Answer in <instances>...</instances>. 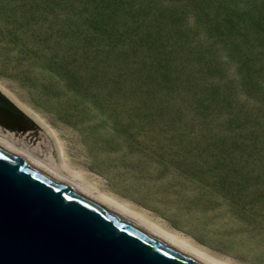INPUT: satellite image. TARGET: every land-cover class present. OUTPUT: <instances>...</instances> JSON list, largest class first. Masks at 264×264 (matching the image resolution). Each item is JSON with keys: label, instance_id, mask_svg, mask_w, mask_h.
<instances>
[{"label": "rangeland", "instance_id": "374dc122", "mask_svg": "<svg viewBox=\"0 0 264 264\" xmlns=\"http://www.w3.org/2000/svg\"><path fill=\"white\" fill-rule=\"evenodd\" d=\"M0 87L37 157L264 264V0H0Z\"/></svg>", "mask_w": 264, "mask_h": 264}, {"label": "water", "instance_id": "95a60500", "mask_svg": "<svg viewBox=\"0 0 264 264\" xmlns=\"http://www.w3.org/2000/svg\"><path fill=\"white\" fill-rule=\"evenodd\" d=\"M10 103L0 124L36 135ZM0 264L202 263L0 147Z\"/></svg>", "mask_w": 264, "mask_h": 264}, {"label": "bare ground", "instance_id": "6f19581e", "mask_svg": "<svg viewBox=\"0 0 264 264\" xmlns=\"http://www.w3.org/2000/svg\"><path fill=\"white\" fill-rule=\"evenodd\" d=\"M0 88L8 97H11L4 88ZM36 120L42 122L38 118ZM0 147L71 186L202 264H240L209 250L189 234L168 226L159 215L115 192L94 184L87 173L68 158L59 140L57 141V163L37 157L32 149L15 137V132L2 127H0Z\"/></svg>", "mask_w": 264, "mask_h": 264}, {"label": "trees", "instance_id": "16d2710c", "mask_svg": "<svg viewBox=\"0 0 264 264\" xmlns=\"http://www.w3.org/2000/svg\"><path fill=\"white\" fill-rule=\"evenodd\" d=\"M0 98H3L6 102H9L10 103V101L1 93V91H0ZM12 106H14L12 103H10ZM18 110V109H17ZM20 112V111H19Z\"/></svg>", "mask_w": 264, "mask_h": 264}]
</instances>
